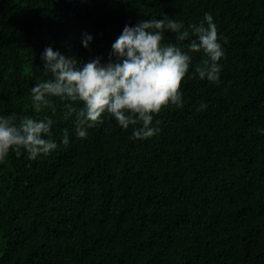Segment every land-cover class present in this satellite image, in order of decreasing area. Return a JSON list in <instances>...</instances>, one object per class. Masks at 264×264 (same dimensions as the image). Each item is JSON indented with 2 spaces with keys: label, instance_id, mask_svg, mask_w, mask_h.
Here are the masks:
<instances>
[{
  "label": "trees",
  "instance_id": "trees-1",
  "mask_svg": "<svg viewBox=\"0 0 264 264\" xmlns=\"http://www.w3.org/2000/svg\"><path fill=\"white\" fill-rule=\"evenodd\" d=\"M205 12L223 37L220 81L201 80L205 54L190 52L183 106L162 107L151 138L104 114L81 139L64 119L69 101L53 97L55 115L33 108L46 47L103 62L125 25L166 13L187 26ZM10 113L51 116L58 147L0 161V264H264V0H0Z\"/></svg>",
  "mask_w": 264,
  "mask_h": 264
},
{
  "label": "clouds",
  "instance_id": "clouds-1",
  "mask_svg": "<svg viewBox=\"0 0 264 264\" xmlns=\"http://www.w3.org/2000/svg\"><path fill=\"white\" fill-rule=\"evenodd\" d=\"M174 33L176 43L165 42V33ZM195 36V39H191ZM93 37L84 33L82 44L88 48ZM188 40V49L180 42ZM210 12L199 23L187 26L183 21L162 13L160 18L125 25L111 45L107 61L100 57L80 63L60 50L46 47L41 55L45 79H37L31 87L33 108L56 113L53 97L64 104V119L74 118L75 135L85 138L88 129L109 114L117 124L128 129L131 138L146 139L156 135L159 120H154L162 107H182L181 81L189 71L190 52L202 51L205 58L195 68L196 75L212 83L220 81L219 61L225 52ZM51 116L34 119L16 113L0 114V161L21 149L29 160L47 155L58 145L52 138ZM258 131L264 134V128ZM69 143L65 129L60 141Z\"/></svg>",
  "mask_w": 264,
  "mask_h": 264
}]
</instances>
